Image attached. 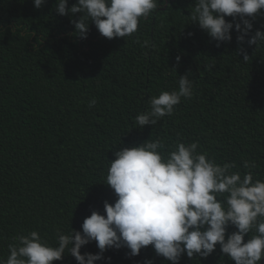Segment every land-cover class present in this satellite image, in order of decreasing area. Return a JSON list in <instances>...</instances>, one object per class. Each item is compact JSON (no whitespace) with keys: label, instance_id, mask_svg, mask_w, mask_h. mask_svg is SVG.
Returning <instances> with one entry per match:
<instances>
[{"label":"trees","instance_id":"trees-1","mask_svg":"<svg viewBox=\"0 0 264 264\" xmlns=\"http://www.w3.org/2000/svg\"><path fill=\"white\" fill-rule=\"evenodd\" d=\"M55 3L36 9L33 0H0V259L18 235L35 230L55 246L57 229L70 234L92 211L103 214L104 201L116 199L104 183L114 152L147 139H161L165 155L177 142L196 141L197 152L264 180V46L239 45L233 30L231 42L217 47L191 22L195 0H165L131 37L112 39L91 21L81 39L70 22L81 14L61 16ZM252 23V34L264 31V10ZM186 73L192 97L156 125L135 127L149 99L178 89ZM245 160L256 167L245 169ZM235 230L229 224L226 238ZM80 251L98 248L92 241ZM128 251L103 255L111 264H171L151 245L138 256ZM53 264L77 261L65 253ZM179 264L234 261L217 245L206 258L182 255Z\"/></svg>","mask_w":264,"mask_h":264},{"label":"clouds","instance_id":"clouds-1","mask_svg":"<svg viewBox=\"0 0 264 264\" xmlns=\"http://www.w3.org/2000/svg\"><path fill=\"white\" fill-rule=\"evenodd\" d=\"M45 2L33 0V7L39 9ZM164 2L76 0L68 7V0H56L54 9L61 16L81 14L70 20L81 39L87 38L89 21L100 34L112 39L131 37L141 18ZM261 10L264 0H195L190 15L191 22L216 41L217 47L231 42L233 30L239 45L264 46V31L256 29L252 34V20ZM241 52L246 62L247 52L243 48ZM176 61L179 63L180 56ZM178 78V89L161 90L149 99L148 109L134 117L135 127L156 125L162 117L173 114L182 98L192 97L190 74ZM94 104L92 100L89 106ZM198 147L196 141L177 142L165 155L161 139H147L120 148L109 161L104 182L116 199L113 203L104 201L103 214L92 211L83 219L81 230L71 229L70 234L57 229L55 246L35 230L18 235L0 264H53L65 253L77 264H95L101 259L111 264V257L103 255L107 249L126 248V255L134 257L149 245L171 264H179L182 255L206 258L217 245L234 264H259L264 257V180H254L251 171H233L234 163L219 164L206 152H197ZM243 167L256 165L245 160ZM229 224L236 230L226 238ZM92 241L98 251L82 254L81 247ZM143 264L153 261L145 258Z\"/></svg>","mask_w":264,"mask_h":264},{"label":"water","instance_id":"water-1","mask_svg":"<svg viewBox=\"0 0 264 264\" xmlns=\"http://www.w3.org/2000/svg\"><path fill=\"white\" fill-rule=\"evenodd\" d=\"M260 264H264V257L262 258Z\"/></svg>","mask_w":264,"mask_h":264}]
</instances>
